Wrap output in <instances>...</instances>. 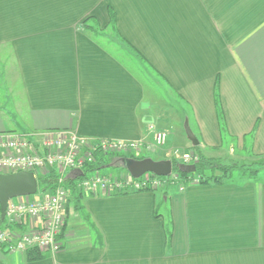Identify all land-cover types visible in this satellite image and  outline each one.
<instances>
[{"label":"crops","instance_id":"0c3cea01","mask_svg":"<svg viewBox=\"0 0 264 264\" xmlns=\"http://www.w3.org/2000/svg\"><path fill=\"white\" fill-rule=\"evenodd\" d=\"M172 103L198 141L185 151L264 160V0H0V133L69 131L143 152L154 127L174 152ZM80 205L59 252L28 261L0 246V264H264L261 173L167 195L84 193Z\"/></svg>","mask_w":264,"mask_h":264},{"label":"built area","instance_id":"2783aa9c","mask_svg":"<svg viewBox=\"0 0 264 264\" xmlns=\"http://www.w3.org/2000/svg\"><path fill=\"white\" fill-rule=\"evenodd\" d=\"M150 133L153 146L165 144L167 132L150 127ZM144 146L150 149L141 141L90 139L69 131L39 135L0 133V174L31 172L37 179L50 168L58 173L52 193H42L39 199L29 196L8 202L4 218L0 216V246L9 254L37 251L52 255L59 252L62 249L61 235L67 223L66 208L70 202L66 178L78 176L76 171H82L85 165L92 163L97 153L124 156L140 152ZM181 159L185 165L196 162V157L189 152L183 153ZM171 176L145 174L133 179L128 173L116 178L94 173L82 178L76 187L83 194L120 196L156 191L170 181ZM197 182L179 183L175 188L181 192L187 185Z\"/></svg>","mask_w":264,"mask_h":264},{"label":"trees","instance_id":"16d2710c","mask_svg":"<svg viewBox=\"0 0 264 264\" xmlns=\"http://www.w3.org/2000/svg\"><path fill=\"white\" fill-rule=\"evenodd\" d=\"M112 23L114 25V17H111ZM84 29H87V26H83ZM196 151L194 156L196 157V162L194 163L195 172L194 173H185L179 170V163L175 160H171L173 166V174H176L181 179L180 181L183 184H188V181L193 180L195 177H198V184H218L222 185L226 183L229 178L234 174H239L245 179L256 177L262 169H264V160L251 162L246 164L243 161H230L227 164H224L220 159H209L204 157L197 147H194ZM123 156H114V155H103L97 153L94 155V161L90 164L85 165L82 168L83 176L68 177L65 181V187L67 188L70 201L73 203L75 211L82 210L80 201L82 199L83 193L77 190V184L82 179L94 173H101L103 169L112 168L117 165L118 159ZM132 158V157H129ZM136 160H141L144 158H133ZM208 172V174H206ZM216 172L219 175H216ZM194 177V178H193ZM58 178L57 170L50 168L47 170L45 175L37 176L38 188L41 186L42 193H52L54 190L56 180ZM190 183V182H189ZM145 192H155L151 190H146ZM68 207V206H67ZM68 208H66V214ZM167 237H170V234L167 233ZM46 256L40 254L37 251L27 252L28 261H38L45 259Z\"/></svg>","mask_w":264,"mask_h":264},{"label":"water","instance_id":"95a60500","mask_svg":"<svg viewBox=\"0 0 264 264\" xmlns=\"http://www.w3.org/2000/svg\"><path fill=\"white\" fill-rule=\"evenodd\" d=\"M186 138L193 146L198 145L188 125L185 124ZM121 167L130 175L137 179L145 174H152L157 177H169L173 172L172 162L169 160L154 161L150 158L136 160L128 157L118 159ZM179 170L185 173H194V165H179ZM79 176H83L81 170L76 171ZM38 190L37 179L31 172H19L15 174H0V216L4 218L8 202L19 197H29L35 195Z\"/></svg>","mask_w":264,"mask_h":264},{"label":"rangeland","instance_id":"374dc122","mask_svg":"<svg viewBox=\"0 0 264 264\" xmlns=\"http://www.w3.org/2000/svg\"><path fill=\"white\" fill-rule=\"evenodd\" d=\"M109 32H113L114 31V25L113 24H110V27H109ZM169 106V105H168ZM171 109H179L180 108V105L178 104H174L172 103L171 104ZM169 108L168 110V113H171L172 116L174 118H176V128H174V130L172 129L171 130V136L169 137V140L171 139V144L168 145L169 148H173L174 149V152H170V150H167L166 151V143L162 146H153L152 149L150 151H143V152H131V153H126V155H124L123 157H132V158H136V157H140V158H150L154 161H159V160H176V158L180 159V161H177L178 163H183V160L181 159V156L183 153H191L194 157V152L193 151H196L194 148H192L191 151H188V150H184V143H186V135H185V124L188 125V121L186 120L185 115L182 116V113L180 112V110L172 112L171 109ZM184 108V107H183ZM182 116V117H181ZM188 128L190 129L189 125H188ZM191 131V129H190ZM192 132V131H191ZM193 134V133H192ZM169 151V152H168ZM223 151H221L220 153H222ZM140 153V154H139ZM220 153H217V152H213V151H210V150H206L204 151V153H201L204 157L206 158H211V157H215L216 155H219ZM139 155V156H138ZM119 156V155H118ZM244 160H245V163L246 164H250L251 162H257V161H261L262 159H257V160H254V161H248L247 160V156L248 154H244ZM176 157V158H175ZM226 160V159H225ZM225 160H223L222 162L224 164H227L228 162H226ZM244 162V161H243ZM194 165V163H189V165ZM185 165V164H184ZM110 171H113V168H107V169H103L101 173H98L99 175H105V173H109ZM261 175H264V169H262L260 171ZM206 174H208V172H206ZM216 175H219L218 172H216ZM194 178V177H193ZM181 179L179 178V176H177L176 174L173 175L172 173V176H171V179L170 181H168L165 185L162 184V186L157 189L156 191L158 193H161L163 195H167V192L170 190V189H173L176 187L177 184L179 183H182L180 181ZM194 180H198V177H195L193 180L191 181H188L189 182H192ZM177 182V183H176ZM41 186L38 188V191L35 195H32L30 196L31 199H39L42 192H41ZM69 209V212L71 211V209H73V205H69V207H67ZM75 226H77V223L74 224Z\"/></svg>","mask_w":264,"mask_h":264}]
</instances>
